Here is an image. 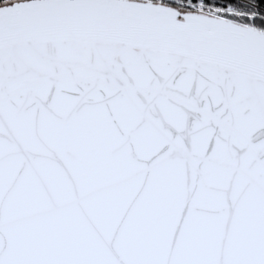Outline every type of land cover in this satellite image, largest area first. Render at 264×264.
<instances>
[{
	"label": "water",
	"instance_id": "water-1",
	"mask_svg": "<svg viewBox=\"0 0 264 264\" xmlns=\"http://www.w3.org/2000/svg\"><path fill=\"white\" fill-rule=\"evenodd\" d=\"M0 264H264V31L0 6Z\"/></svg>",
	"mask_w": 264,
	"mask_h": 264
},
{
	"label": "trees",
	"instance_id": "trees-1",
	"mask_svg": "<svg viewBox=\"0 0 264 264\" xmlns=\"http://www.w3.org/2000/svg\"><path fill=\"white\" fill-rule=\"evenodd\" d=\"M18 1H24V0H0V6L10 4L13 2H18ZM178 1H186V0H178ZM244 1L253 5L255 8L257 7V9H255L252 6L243 4L239 0H192V3L198 4L200 2H203L207 6H212V7H216V8L223 9V10L230 9V10H236V11H242V12H252V13H256L257 15L264 17V11H263L264 10V0H244ZM169 4L176 6L178 8H181L180 6H177L176 3H169ZM187 10L191 11L190 8H188ZM222 15L230 16L228 14H223V13ZM240 22L251 24L253 27L264 31V19L263 18H259V19L254 18L252 19V21H250V19H245L244 17H240Z\"/></svg>",
	"mask_w": 264,
	"mask_h": 264
},
{
	"label": "rangeland",
	"instance_id": "rangeland-1",
	"mask_svg": "<svg viewBox=\"0 0 264 264\" xmlns=\"http://www.w3.org/2000/svg\"><path fill=\"white\" fill-rule=\"evenodd\" d=\"M144 1H152V2H155V3H160V4H165V5H170L169 3H176V5L180 6L181 8H178L176 6H174V7L178 8L180 10H183V11H190V10H187L188 8H190L191 11L206 13V14H209V15H212V16H216V17L227 18V19H230V20H233V21H236L238 23H241V24H244V25H248V26H252V25L244 23V22H240V17H244L245 19H250V21H252V19H254V18H257V19L263 18L264 19L263 16L257 15L256 13L242 12V11H236V10H230V9L223 10V9H219V8H216V7L207 6L205 4L203 6L201 2L198 3V4H193V3H188V1H178V0H144ZM239 1L241 3H243V4H246V5L254 7L253 5L247 3L244 0H239ZM171 6H173V5H171ZM255 9H257V7ZM222 13L223 14H228V15H230L232 17L227 16V15H222ZM233 17H235V18H233Z\"/></svg>",
	"mask_w": 264,
	"mask_h": 264
},
{
	"label": "built area",
	"instance_id": "built-area-1",
	"mask_svg": "<svg viewBox=\"0 0 264 264\" xmlns=\"http://www.w3.org/2000/svg\"><path fill=\"white\" fill-rule=\"evenodd\" d=\"M186 1H188V3H192V0H186ZM201 3L204 6V3L203 2H201Z\"/></svg>",
	"mask_w": 264,
	"mask_h": 264
}]
</instances>
